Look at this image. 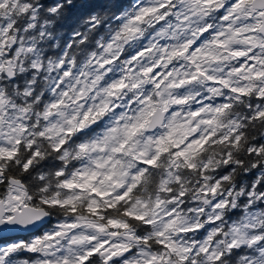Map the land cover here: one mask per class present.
<instances>
[{
	"label": "clouds",
	"instance_id": "9594fccd",
	"mask_svg": "<svg viewBox=\"0 0 264 264\" xmlns=\"http://www.w3.org/2000/svg\"><path fill=\"white\" fill-rule=\"evenodd\" d=\"M0 4V222L39 229L52 255L32 264H78L101 241L114 264H264V119L255 92L230 90L264 88L234 54L256 17L225 25L201 0Z\"/></svg>",
	"mask_w": 264,
	"mask_h": 264
},
{
	"label": "snow or ice",
	"instance_id": "6c2138e0",
	"mask_svg": "<svg viewBox=\"0 0 264 264\" xmlns=\"http://www.w3.org/2000/svg\"><path fill=\"white\" fill-rule=\"evenodd\" d=\"M181 3L184 0H180ZM195 2V0H193ZM205 4H214L221 3V7L216 9L218 18L222 19L225 22V25H228L231 20L239 19L241 14H246L247 19L251 20L253 17H256L257 23L253 24L251 27L245 30V35L248 37L249 47L245 49H240L235 51V55L240 58V63L236 66L237 72H248L250 75L244 77L245 80H259L264 79V39L258 40L255 44L251 43L252 40L257 38V35L260 33L261 29L264 28V24L260 23L261 17H264V0H201ZM20 3L24 5L21 9L22 12L30 11L29 5H31L32 0H20ZM252 5H256L255 8H252ZM0 7H3V4H0ZM161 7L166 8L167 5H162ZM147 12L154 11V9H146ZM179 15V13H177ZM209 30L204 31V35L207 36ZM239 35V31L237 30ZM219 35H223L222 33ZM217 44H222V40H217ZM18 45L13 44L7 52V56L11 58L14 53H16ZM2 55V54H0ZM259 69V70H257ZM7 73L4 71L3 66H0V77H5ZM21 77L15 75L14 80H18ZM233 92H236L239 95L247 96L255 92V97L253 103L250 107H257L258 110L255 112L256 119H264V107L256 105V101H260L264 105V88L259 90L247 89V88H232L230 89ZM2 102V98H0ZM228 105L226 104L225 107ZM200 113L193 112V116H198ZM207 139V138H206ZM192 143L202 144L204 141L195 140ZM264 150V148H261ZM181 156L184 155L183 151L179 153ZM6 155L11 157L12 152H7ZM144 163L147 165H153L155 163V158L147 160ZM7 183V181H4ZM0 185V189H2ZM71 187V185H69ZM83 187V185H81ZM264 189V182L261 186ZM131 188L128 191L123 192L120 196L116 197L117 200H123L129 196ZM93 192H97L98 189L93 188ZM101 196L106 195L105 193H100ZM17 199H19L17 197ZM264 200V197H261ZM261 208H264V204H261L260 201L256 202ZM18 210V209H17ZM95 211V209H93ZM129 215H134L129 213ZM137 219H144L143 216L137 217ZM109 225L116 226L119 224L117 220L110 219L108 221ZM126 227V225H124ZM37 229L36 233L33 232H22L21 226L16 223H12L9 219L5 222H0V264H32V261L35 260L38 256H51L52 254L48 252L40 253L37 251L39 246L43 245V240L37 238ZM60 233L50 234L45 239L54 240ZM257 240H260V243L264 245V239L261 237H256ZM110 241H101L95 247H92L88 250L86 256H80L78 264H92L93 261L101 254H105L106 264H114V257L118 254L116 252H111L109 254V245ZM161 246L166 248H171L170 244H167L166 241H161ZM207 251V249H204ZM243 251V249H241ZM41 264H53L51 258L41 261ZM63 264H69L68 258L63 260ZM118 264V262H115Z\"/></svg>",
	"mask_w": 264,
	"mask_h": 264
}]
</instances>
